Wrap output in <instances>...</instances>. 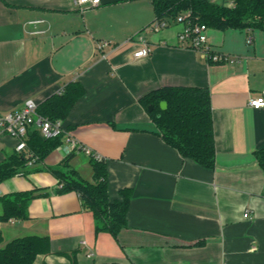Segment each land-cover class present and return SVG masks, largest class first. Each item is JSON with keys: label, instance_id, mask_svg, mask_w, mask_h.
<instances>
[{"label": "crops", "instance_id": "1", "mask_svg": "<svg viewBox=\"0 0 264 264\" xmlns=\"http://www.w3.org/2000/svg\"><path fill=\"white\" fill-rule=\"evenodd\" d=\"M154 20L150 0H101L86 10L72 0H0V113L28 100L40 105L79 82L85 93L62 120L65 131L103 157L111 199L132 195L119 235L97 233L77 192L56 193L52 171L65 170L63 139L0 183V197L38 195L26 218L0 220V247L49 237L52 251L34 264H71L68 255L77 264H264V172L255 156L264 148V108L250 105L264 90V37L208 29L214 52L238 57L214 63L180 42L183 24L170 21L156 32L149 28ZM141 38L151 53L138 59ZM165 87L209 90L214 170L183 157L158 133L141 98ZM16 145L0 135V163ZM91 157L79 150L71 161L89 181Z\"/></svg>", "mask_w": 264, "mask_h": 264}, {"label": "trees", "instance_id": "2", "mask_svg": "<svg viewBox=\"0 0 264 264\" xmlns=\"http://www.w3.org/2000/svg\"><path fill=\"white\" fill-rule=\"evenodd\" d=\"M155 20L177 21L182 14L190 13L188 21L193 24L206 25L208 29L226 31L228 29L264 32V0H234L235 7L225 5L227 0H150ZM154 20V21H155ZM85 93L83 86L75 81L63 90L38 105V113L52 121L64 120L72 107ZM167 103L162 109L161 103ZM141 103L147 108L152 106L149 115L158 133L164 141L185 157L201 167L214 170L216 166V145L208 89L196 87H165L152 91ZM64 136L46 139L37 129L29 128L27 148L15 152L0 163V183L15 176L28 164L29 154L43 160L49 152L63 143ZM72 153L63 161L65 170H53L60 188L57 194L75 191L79 194L82 207L93 214L97 223L96 232H108L114 237L127 226L131 192L123 191L122 199H111L109 193L108 173L104 160L91 157L93 180L84 179L73 169ZM258 164L264 172V148L255 152ZM35 192H18L0 197L3 213L0 220L26 218L27 205L35 197ZM51 250V240L44 236H25L8 242L0 247V264H34L41 254ZM71 264H77L75 257L68 255ZM118 264V263H106Z\"/></svg>", "mask_w": 264, "mask_h": 264}, {"label": "built area", "instance_id": "3", "mask_svg": "<svg viewBox=\"0 0 264 264\" xmlns=\"http://www.w3.org/2000/svg\"><path fill=\"white\" fill-rule=\"evenodd\" d=\"M213 2H220V0H212ZM73 5L77 9L86 10L90 8H95L101 5V0H72ZM225 5L229 8L235 7L234 0H227ZM190 13L182 14L177 18V22L183 24V30L179 35V40L183 44H187L196 52H201L207 58V60L214 63L222 62H234L238 60V57H232L229 55L216 53L213 51L211 45L208 42L206 25L193 24L188 21ZM34 24V23H33ZM169 25L167 21L156 19L150 25V29L156 32L161 31ZM249 43L252 42V37L248 39ZM151 53V48L149 44L141 38V47L134 54L135 58H145ZM250 105L254 109L264 108V90L261 95L250 99ZM37 127L39 128L42 136L46 139L58 138L64 136V143L62 144L63 151L68 157L72 153H76L79 150H84L87 154L91 155L97 160H104L98 154L92 153L90 149L79 144L77 139L72 135L66 133L63 121L60 119L50 120L38 113V105L33 100H28L22 109L8 112L0 113V135L6 134L17 140L16 151L22 152L27 148L26 137L29 128ZM31 158L28 162L29 165H34L37 158L33 154H29ZM245 218H249V212H245Z\"/></svg>", "mask_w": 264, "mask_h": 264}, {"label": "rangeland", "instance_id": "4", "mask_svg": "<svg viewBox=\"0 0 264 264\" xmlns=\"http://www.w3.org/2000/svg\"><path fill=\"white\" fill-rule=\"evenodd\" d=\"M255 35H258L259 37H264V32L263 31H260V30H257V31H255ZM84 176H86V175L83 174V177ZM84 178L87 179V177H84Z\"/></svg>", "mask_w": 264, "mask_h": 264}, {"label": "water", "instance_id": "5", "mask_svg": "<svg viewBox=\"0 0 264 264\" xmlns=\"http://www.w3.org/2000/svg\"><path fill=\"white\" fill-rule=\"evenodd\" d=\"M161 108H162V109H166V108H167V103L162 102V103H161ZM148 110H152V106H150V107L148 108Z\"/></svg>", "mask_w": 264, "mask_h": 264}]
</instances>
